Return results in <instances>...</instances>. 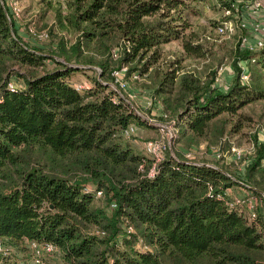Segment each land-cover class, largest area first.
I'll return each instance as SVG.
<instances>
[{
  "label": "trees",
  "instance_id": "1",
  "mask_svg": "<svg viewBox=\"0 0 264 264\" xmlns=\"http://www.w3.org/2000/svg\"><path fill=\"white\" fill-rule=\"evenodd\" d=\"M186 1L64 0L56 23L80 33L68 47L60 41V54L96 65L100 76L79 92L71 74L93 70L57 60L45 69L47 56L16 33L8 0H0V264H20L12 246H25L38 264L43 253L36 257L31 243L52 244L68 264H264V203L252 216L217 196L235 185L264 202V141L254 138L241 175L186 157L200 143L220 142L224 113L264 98V44L237 47L226 88L215 84L217 71L202 80L176 62L160 68L161 46L187 26ZM122 68L123 82L143 80L159 102L156 121L174 128L152 177L151 159L123 135L130 125L158 135L159 127L126 101L114 74Z\"/></svg>",
  "mask_w": 264,
  "mask_h": 264
},
{
  "label": "rangeland",
  "instance_id": "2",
  "mask_svg": "<svg viewBox=\"0 0 264 264\" xmlns=\"http://www.w3.org/2000/svg\"><path fill=\"white\" fill-rule=\"evenodd\" d=\"M233 0H202L190 1L187 0L185 6L182 7L181 15L186 19L187 26L181 30V37L177 40H172L161 46V58L158 65L166 69L169 65L176 62L178 66L185 70H194L202 80H208L211 72H216L215 84L223 86L229 83L233 76V62L238 53V46H242L243 40L248 38L254 41L258 38L264 27V14L253 13L250 5L253 0H235L238 10L233 14H226V3ZM264 1V0H262ZM8 9L14 19V28L16 33L25 40L31 47H34L47 56L45 60V69L56 67L57 61L67 63L60 54L59 43L65 41L67 47L75 42L80 32L71 27L61 28L56 23V10L60 9L66 12V4L64 0H21L16 3L12 0L7 2ZM18 7V15L14 13V6ZM229 23L233 30L231 33L219 35L216 27L222 23ZM178 22V24H180ZM243 24V25H241ZM29 28L41 33L49 32V37L38 38L30 34ZM209 36V38H207ZM188 42L192 46H196L194 51H185L182 44ZM71 67L90 68L88 74L81 72L71 74L73 82L93 80L96 77L100 78L97 73L96 65H85L71 61L67 63ZM238 65H244V61H239ZM258 68V67H257ZM38 72L43 69L36 68ZM259 69V68H258ZM261 70V69H260ZM263 87H264V70ZM15 83H22L16 80ZM143 80L128 79L124 93L128 97L130 105L135 109L136 113L143 118H150L156 121L158 113H160L159 102L152 101L153 96L149 88H143ZM87 83V82H86ZM113 86V84H112ZM149 89V90H148ZM146 94L150 99V106L145 107L138 104L137 96ZM155 106V110L151 109ZM155 117V118H154ZM222 117L226 118L225 130L222 134L220 142L216 146H207L206 143H200L191 151L195 159L206 162H211L218 167H222L241 175L245 166L249 163L254 151V138L257 141H264V98L254 100L244 107L239 109L234 115L224 113ZM138 127L139 132H135L130 136H125L124 140L144 154L143 143L150 139L158 138V132L155 128ZM232 148L241 153L240 158L233 156ZM220 153V156H216ZM231 195L236 197L247 196L249 193L241 191L235 185L230 186ZM236 191L241 192L235 195ZM243 193V194H242ZM256 197V196H255ZM256 207L263 205V200L256 197ZM264 199V195H263ZM96 204L102 207L107 213H111L112 208L108 204L103 194L95 199ZM11 260L20 264H36L31 253L25 246H12ZM38 264H68L66 263L59 252L43 253Z\"/></svg>",
  "mask_w": 264,
  "mask_h": 264
},
{
  "label": "built area",
  "instance_id": "3",
  "mask_svg": "<svg viewBox=\"0 0 264 264\" xmlns=\"http://www.w3.org/2000/svg\"><path fill=\"white\" fill-rule=\"evenodd\" d=\"M14 3H16V2H14ZM230 7L233 8V10H235V11L238 10V7L235 3V0L230 2ZM250 8L252 9L253 13L259 12V13L264 14V1L253 0L251 5H250ZM13 10H14V13H16L18 15L19 9H18V7H16V5L14 6ZM225 12H226V14H231V10L229 8L226 9ZM241 25H243V24H241ZM232 30H233L232 26L227 22L222 23L216 27V31L220 35L227 34V33L229 34L232 32ZM29 31L35 37L42 38V39L47 37V33L45 31H43L41 33H36L35 30H33V28H29ZM248 38H250V35L248 36ZM248 38L246 37L243 40V43H242L243 47H245L247 49H254V48L261 47L264 44V27H263L259 37L255 38L254 41H251ZM124 72H125V68H122L121 70L114 72V74L116 75V80L119 81L120 86L123 89L126 87V83L121 80V74ZM133 77L138 78V75H134ZM246 77H247L246 75L243 76V78H246ZM73 86L77 91L83 92L85 90V88L87 87V83L86 82H74ZM227 86H228V83L226 85H224V88H226ZM9 87L11 89H13L14 84L9 83ZM126 101L129 103L128 98H126ZM147 120L149 122H151L152 124H154L155 126L159 127V137L155 138V139L147 140L143 143L144 154L147 157H149L152 161L151 166L147 171V176L152 177L156 171L157 164L163 160V158L165 157L166 152L168 150L171 151V139L175 135V133H174V128L172 125L160 123V122L154 121L150 118H147ZM135 130H136V126L130 125L127 129L124 130V135L130 136V135L135 133ZM232 151H233V156L235 158L241 157V153L239 151H236L235 148H232ZM216 156L219 157L220 153H217ZM186 157L191 159V158H193V154L188 152V153H186ZM139 169L141 171H143L142 165L139 166ZM99 194H100V192H97V195H99ZM217 196L219 198L229 196L231 198V201L229 203L230 205H232V204H239L242 206L244 205L248 208L251 215L254 216L257 198L252 193H249L246 197L245 196L234 197L231 195V192L227 189L221 193H218ZM112 206L114 207L115 205L112 204ZM30 247L33 249L36 257H39L42 253L55 252L54 246L50 243L39 244V245L36 243H31ZM1 249L2 248L0 245V250Z\"/></svg>",
  "mask_w": 264,
  "mask_h": 264
},
{
  "label": "crops",
  "instance_id": "4",
  "mask_svg": "<svg viewBox=\"0 0 264 264\" xmlns=\"http://www.w3.org/2000/svg\"><path fill=\"white\" fill-rule=\"evenodd\" d=\"M137 97L139 98V99H137L138 104H140L141 106H145V107L150 106V105H149V104H150V99H149V97H147L146 94L138 95ZM151 109H152V110H155V106H151ZM135 132H139L138 127H136ZM239 189H240V188H239ZM240 190H241L242 192L245 191L244 189H240ZM239 194H241V192L236 191L235 195H239ZM242 194H243V193H242ZM239 196H240V195H239Z\"/></svg>",
  "mask_w": 264,
  "mask_h": 264
},
{
  "label": "water",
  "instance_id": "5",
  "mask_svg": "<svg viewBox=\"0 0 264 264\" xmlns=\"http://www.w3.org/2000/svg\"><path fill=\"white\" fill-rule=\"evenodd\" d=\"M69 66V65H68ZM78 68V67H77ZM138 114V113H137ZM138 115H140V114H138ZM141 116V115H140ZM142 117V116H141ZM144 119H146V118H144ZM147 120V119H146Z\"/></svg>",
  "mask_w": 264,
  "mask_h": 264
}]
</instances>
